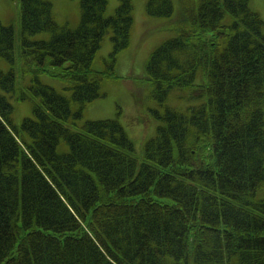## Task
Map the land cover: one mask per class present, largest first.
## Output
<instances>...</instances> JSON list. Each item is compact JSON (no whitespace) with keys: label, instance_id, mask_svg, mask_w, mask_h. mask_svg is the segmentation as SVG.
I'll use <instances>...</instances> for the list:
<instances>
[{"label":"trees","instance_id":"1","mask_svg":"<svg viewBox=\"0 0 264 264\" xmlns=\"http://www.w3.org/2000/svg\"><path fill=\"white\" fill-rule=\"evenodd\" d=\"M107 4L81 0L73 29L51 1L20 0L18 52L14 26L0 24V59L11 66L0 67V264H264L262 16L251 0H185L177 34L146 69L158 105L176 87L193 103L152 108L159 125L139 153L118 118L81 122L117 77L135 25L133 0L110 16ZM176 8L147 3L151 16ZM110 31L111 59L98 70ZM42 33L51 36L35 38ZM19 70L32 80L18 93ZM12 97L34 100L20 126Z\"/></svg>","mask_w":264,"mask_h":264},{"label":"rangeland","instance_id":"2","mask_svg":"<svg viewBox=\"0 0 264 264\" xmlns=\"http://www.w3.org/2000/svg\"><path fill=\"white\" fill-rule=\"evenodd\" d=\"M49 1L52 2L54 14H56L61 25L68 24L73 29L80 25L81 0ZM175 1L179 8L175 9L176 12L173 17L177 15V18L172 16L163 18L158 15H149L147 9L149 0H133L135 25L132 29L129 47L121 51L116 59L115 72L117 77L104 80L102 92L106 96L90 103L86 107L81 121L118 118L139 153L143 152L146 141L156 134L159 125V121L155 119L150 111L152 108H158L162 111L166 106H170L184 111L190 106V103H193V99H189L191 90L185 87L174 88L168 96L165 106L158 105L149 97L152 87L147 81L146 62L159 46L177 34L172 25L180 22L182 5L184 6L185 0ZM119 3L120 0H108L106 15L114 14ZM251 4L264 20V0H251ZM157 8L158 3L154 6V11ZM0 22L1 25L14 26L16 32L15 51L18 52L22 38L20 0H0ZM112 35V31H110L104 37L101 47L98 49L93 64L94 68L98 70L105 69L107 62L111 59L113 51ZM50 36V33H42L35 36V38L47 39ZM0 67L8 72L11 67L10 62L5 58H1ZM31 80L29 73L23 74L19 70L16 79L17 92L26 89ZM40 80L71 99V91L65 89L66 85L63 81L46 74L40 75ZM10 100L14 105L13 122L15 125L20 126L26 117L33 116V99L18 101L12 97ZM72 108L77 109V105L72 103ZM65 145L64 143L61 145L62 149L66 148ZM263 198L264 189L256 195V199Z\"/></svg>","mask_w":264,"mask_h":264}]
</instances>
